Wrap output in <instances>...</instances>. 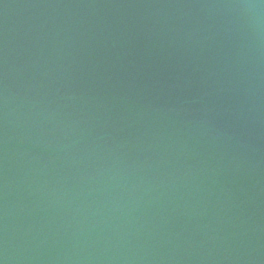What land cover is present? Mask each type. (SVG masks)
I'll use <instances>...</instances> for the list:
<instances>
[{"label":"water","instance_id":"95a60500","mask_svg":"<svg viewBox=\"0 0 264 264\" xmlns=\"http://www.w3.org/2000/svg\"><path fill=\"white\" fill-rule=\"evenodd\" d=\"M0 264H264V0H0Z\"/></svg>","mask_w":264,"mask_h":264}]
</instances>
